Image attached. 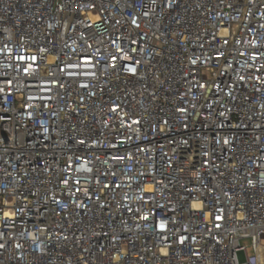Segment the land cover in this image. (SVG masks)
Listing matches in <instances>:
<instances>
[{
	"label": "built area",
	"instance_id": "built-area-1",
	"mask_svg": "<svg viewBox=\"0 0 264 264\" xmlns=\"http://www.w3.org/2000/svg\"><path fill=\"white\" fill-rule=\"evenodd\" d=\"M263 238L264 0H0V264Z\"/></svg>",
	"mask_w": 264,
	"mask_h": 264
},
{
	"label": "rangeland",
	"instance_id": "rangeland-1",
	"mask_svg": "<svg viewBox=\"0 0 264 264\" xmlns=\"http://www.w3.org/2000/svg\"><path fill=\"white\" fill-rule=\"evenodd\" d=\"M240 243H241V245H244L246 247L248 254H252L253 253V249H252V246H251L250 238H242L240 240ZM261 245L264 247V238L261 241ZM237 256H238V259H239L240 262H244L245 261V253H244L243 250L238 251L237 252Z\"/></svg>",
	"mask_w": 264,
	"mask_h": 264
},
{
	"label": "snow or ice",
	"instance_id": "snow-or-ice-1",
	"mask_svg": "<svg viewBox=\"0 0 264 264\" xmlns=\"http://www.w3.org/2000/svg\"><path fill=\"white\" fill-rule=\"evenodd\" d=\"M21 59H23V58H21ZM113 59H115V57H114ZM113 110H115V109H113ZM4 216H5V217H8V216H9V213L5 212V213H4ZM217 219H219V217H217ZM163 227H164V226L161 225V228H163ZM0 247H2V245H0Z\"/></svg>",
	"mask_w": 264,
	"mask_h": 264
}]
</instances>
